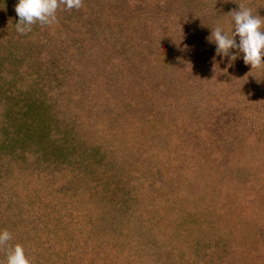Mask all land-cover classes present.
Instances as JSON below:
<instances>
[{"label": "rangeland", "instance_id": "374dc122", "mask_svg": "<svg viewBox=\"0 0 264 264\" xmlns=\"http://www.w3.org/2000/svg\"><path fill=\"white\" fill-rule=\"evenodd\" d=\"M230 1L194 0L193 4L196 8L194 10L190 8L182 14V10L179 9L180 12L176 6H172L170 0L162 2L164 4L161 11L156 6L151 8V5H155L152 1L143 2L142 8H139L137 0H83V7L80 9L68 10L66 6L61 5L56 13V22L47 25V28L39 27V22L34 24L32 38L31 31L22 34L25 40L22 42V47L20 45L18 47L24 63L20 60L16 62L18 65L14 71L19 76L22 73L24 77H27L29 73L34 74L35 82L31 83L34 87L28 88L30 85L28 81L16 84L17 87L23 85L29 90V94H33L36 90V93L42 94L44 100L50 99L52 104L55 103V107L58 104L57 111L59 106L60 108L65 106L67 115L59 111L58 116L61 119L77 122L80 120V118L77 119L78 113L75 110L77 100L81 95H85L81 92L82 88L91 87L92 94H98L96 102H101L100 106L96 105L97 110L104 117L107 115L108 118L115 120L119 128H125V131L121 133L125 136V144L121 141V143L115 142V145L111 143L110 146L107 140L103 152L91 156V163L94 166L98 164L102 169V178L106 181H111L108 177H111L113 172H115V178L120 181V175L117 172L123 166L130 173L129 177L135 179V185L131 184V190L129 189L128 201L121 200L124 207L120 211L122 213L125 210L128 211L124 216H121L118 211L119 220L115 213H105L107 220L103 222L102 228L109 226L108 220L117 221V235L120 243H123L126 237L120 227L123 228L124 220L128 219L127 225H129L126 231H129L131 238L135 240L139 235L134 227L137 223L140 222L142 225L143 222H149L152 216L158 218L155 222L151 219L150 224L153 222L159 228L166 226L168 229L164 234L166 241L160 238L161 242L159 241L158 244L151 243L152 251L155 250L158 254L156 257L158 264H170L174 255L179 256L180 251L186 253V246L193 243L192 234H196L192 228L197 224H195V216H192L194 213L190 210L185 212V231L181 235L184 237V242H179L182 239L179 236L173 239V235L182 228L176 226L173 221L170 223L173 226L171 227L166 221L165 213L170 210L174 212V209L182 205L181 203H187L184 207L192 206L184 202L179 194L176 195L179 200H173L172 192L174 194L177 191L175 188L173 191L167 189L168 182L173 180L174 175H178L174 172L179 169L178 165H182L189 174L197 175L198 181L203 182L207 179L203 176V172H210L211 167L216 169V177L225 170L226 164H230L232 169L229 170L233 171L238 166L235 155L239 153L245 156L244 160L249 166L247 168H263L261 173H264V142L258 143L257 140H251L248 137L253 129H264L262 108L250 113L251 107L256 105L255 102L246 101L238 105L235 104L234 94L222 96L224 88L226 92L234 90L235 82H232L233 79L231 82L225 81L224 73H216L217 68L209 64L218 56L215 43H210L208 40L211 35L209 20L214 12L213 17L219 14L217 11H225ZM0 2L2 3L0 6H7L9 11L14 4H18L19 0H4V2L0 0ZM151 13H156L159 19L153 17ZM142 14L147 16L143 17ZM5 19L0 9V22ZM14 19L19 20L17 13ZM48 41L49 47L46 45ZM145 42L150 43L148 46L152 47L151 51L156 59H164L162 63L168 65L167 67H155L148 62L151 59L144 61L143 57L136 55L134 51L136 47ZM31 43L35 45L34 48H30ZM164 46H168V49ZM14 57L16 60L18 55L15 54ZM205 58L209 63L205 61ZM35 63L36 67H33ZM244 65L247 68L249 66L245 63ZM129 68L132 71H128ZM134 69L136 72L133 71ZM197 70L204 72L205 80L200 78L201 80L196 83L192 79ZM208 70L214 71L211 77ZM224 72L229 73L228 69ZM151 74L154 75L151 76ZM141 75L145 78H141ZM172 78L174 82H168ZM157 79L159 82H156ZM248 81L250 78L243 83L237 81L236 84L245 85ZM248 86L250 87L249 84ZM87 91L91 92L90 89ZM92 94L86 95L94 98ZM1 98L0 95V100ZM260 98H256L257 104L264 103V99ZM249 99L252 100V97ZM227 101L230 104L225 106ZM143 111L149 114L145 115ZM85 117L87 116L84 115L83 118ZM77 122L75 125H78ZM72 128L78 130L73 137L76 144L79 141L86 144L92 143L88 153H92L103 145L104 141L99 140L95 130L89 129V126H82L79 131V127L67 125L64 132ZM260 136V140L264 141V135ZM150 139H154L156 143V151L160 156L157 158L159 162L150 163L147 159L144 161L145 155L150 153L148 144ZM97 141L100 144H97ZM176 142L179 144L176 145ZM108 148L113 151V154H109ZM102 154L103 158L100 157ZM113 158L115 163L111 162ZM200 167L208 169L202 171ZM194 169L199 171L196 172ZM127 172L124 173L125 177L128 176ZM193 176L191 180L186 176L185 180L180 181V183L187 182L186 191L190 190L187 186L194 180ZM222 176L228 179L227 175L222 174ZM140 179L144 181V184H139ZM209 179L213 180L211 175ZM137 185L142 188L137 189ZM158 189H161L160 194L165 196L162 197L156 192ZM190 191L194 192L192 189ZM109 194L112 197V193ZM158 194L161 197L158 198ZM238 194L237 196L240 197L246 195L243 190ZM250 196H253L252 193ZM104 197L107 199L108 195ZM132 198H138L136 200L140 202L136 211L132 209ZM254 201L258 208L254 205L238 203L232 205L229 211L228 209L225 211L223 216L226 217L227 214L231 216L229 229L239 233V237L236 238L239 241L236 243L232 240L222 250L215 249L216 258H229L230 252L232 262L243 257L250 262L249 264H259L260 255L251 257L252 249L245 247V244L252 243V240L246 241L251 235L248 231L249 220L244 223L246 226L244 227L238 219L242 213L252 215L255 211L257 221L252 220L261 225L264 218V195L260 198L254 197ZM261 208L263 211H260ZM0 211H2L0 212V230L7 229L12 233L14 228L9 223V214L6 210ZM115 211L111 209V212ZM186 225L189 227L186 228ZM204 227L210 232L214 231V226ZM217 229L221 230L216 226L214 233L217 235L214 236V242L221 238ZM146 233L150 234L148 231ZM142 234L144 236L143 231ZM11 243L10 240L7 246ZM234 244L241 248L237 253L232 252ZM171 249H178V252H173ZM261 255L264 258V251ZM196 261L192 259L188 264H198Z\"/></svg>", "mask_w": 264, "mask_h": 264}, {"label": "trees", "instance_id": "16d2710c", "mask_svg": "<svg viewBox=\"0 0 264 264\" xmlns=\"http://www.w3.org/2000/svg\"><path fill=\"white\" fill-rule=\"evenodd\" d=\"M1 1L4 2V0ZM137 1L139 8H142L143 2L152 1L155 5H151V8L156 6L161 11L164 4L162 2L165 0ZM193 1L170 0L172 6L182 10V12L179 10L182 14L190 8L193 10L196 8ZM0 4L2 3L0 2ZM239 4L251 8L254 15L264 17V0H231L225 11H217L219 14H215L213 17L214 12L211 16L209 20L210 32L219 26L231 35L235 25L232 15L229 13L233 10L238 11ZM0 9L6 18L0 22V95L2 97L0 100V210L7 211L9 223L14 228L12 243L3 251H0V264H6L8 250L15 244L23 245L26 255L33 261V264H158L156 258L158 254L155 250L152 251L151 243L158 244L161 239L166 241L164 234L168 230L166 226L159 228L153 222L150 224L151 219L155 222L158 218L152 216L149 222H143L142 225L140 222L137 223L134 227L138 230L139 235L136 236L135 240L131 238L129 231H126L129 225H127L128 219L124 220L123 228L120 227L126 237L123 243H120L117 235V221L108 220L109 226L105 227L106 230L102 228L103 222L107 220V217L104 216L105 213H115L117 220H119L117 212L119 211V214L124 216L128 211L125 210L124 213L120 211L124 207L121 200L128 201L129 189L131 190V184L134 183L135 185V179L129 177L130 173L123 166L117 172L120 175V181L115 178V172L111 177H108L112 182L110 180L106 181L105 178H102V169L98 164L94 166L91 163V156L102 153L107 140L110 146L111 143L115 145V142L121 143V141L125 144V136L121 134L125 131V128H119L115 120L108 118L107 115L104 117L97 110L96 105L100 106L101 102H96L98 94L94 93L93 95L91 87L82 88L81 92L85 95H81L77 100L75 110L78 113L77 119L80 118L78 122L71 119H61L58 116L59 111L67 115L65 106L63 108L59 106L57 111L58 104L55 107V103L52 104L50 99L44 100L42 94L36 93V90L33 94H29V90L24 88L23 85L17 87L16 84L25 81L30 83L28 88L30 86L34 87L31 83L35 82V78L32 73L24 77L22 73L19 76L14 71L18 65H16V62L20 60L24 63L21 50L18 47L19 45L22 47V42L25 40V37L17 31L16 24L19 23V20L14 19L16 5L14 4L9 11L7 6H0ZM145 15L142 14L143 17ZM152 16L158 18L156 13ZM39 27L47 28V25L42 26L40 24ZM33 28H35L34 25L31 27V38ZM236 41L239 43L238 36ZM148 44L150 43L145 42L137 46L134 50L136 55L143 57L144 61L151 59L148 62L155 65V67H167L168 65L162 63L164 59H156L155 54L151 51L152 47L149 48ZM46 45L50 46L49 41L46 42ZM34 46L33 43L30 44V48H34ZM164 48L168 49V46H164ZM15 54L18 55V58L16 57L17 61L14 57ZM231 55H236L237 59L232 61L230 59ZM243 55L238 49H232L229 57L219 55L217 59H212L210 63L206 58L205 61L217 68L216 73H224L225 81L235 80H232V82H235L234 90L226 92L224 88L225 91L223 90L222 96L234 94L235 104L238 105L246 101L255 102L256 105L251 107L250 113L262 108L261 113L264 115V103L259 100L261 102L260 106L256 101V98L259 97L262 100L264 99V67L252 69L249 65L247 68L244 65ZM178 61L180 62V60ZM36 63L33 67H36ZM151 68L153 69V67ZM226 69L229 72L227 74L224 72ZM133 71L136 72L135 69ZM208 72H210V77L214 74L213 70H208ZM153 75L151 74V76ZM143 77L145 78L144 75H141V78ZM200 78L205 80L204 72L195 71L192 80L197 83L201 80ZM249 78L250 81L246 82L245 85L236 84L237 81L243 83ZM158 80L156 82H159ZM169 81L174 82V78ZM251 87L252 91H250ZM1 88L7 89H4V91ZM88 89L91 92H88ZM88 93L92 94L94 98L88 97L89 95H86ZM250 97H252V100L249 99ZM227 104L230 103L227 101L224 105ZM95 107L96 110H94ZM143 113L145 115L149 114L145 111ZM84 115L87 117L83 118ZM140 115L144 116L143 114ZM75 122L78 125H75ZM67 125L79 127V131L82 126H89V129L95 130L98 139L104 141L103 145L93 150L92 153H88L92 143L86 144L79 141L76 144L73 137L76 136L78 130L72 128L64 132ZM257 129L260 130V128ZM257 129H253L248 134L249 139L257 140L258 143L264 142L260 140V135H264V129H261L262 131ZM97 144H100V142L97 141ZM148 144L151 154L145 155L144 161L147 159L150 163L159 162L157 158L160 156H158L159 152L156 151L154 139H150ZM178 144L176 142V145ZM108 152L113 154V151L109 148ZM100 157L103 158V154ZM235 157L238 166L233 171L229 170L232 169L229 166L230 164H226L225 170L216 177L217 171L211 167L210 172H203V176L207 178L203 182L198 181L197 175L189 174L188 170H184L182 165H178L179 169L174 171L178 175H174L173 180L168 182L167 185L168 191L170 189L173 191L174 188L177 191L174 194L172 192V199L179 200L176 196L179 194L184 202H188V205L192 206L184 207L187 203H181L182 205L174 209V212L170 210L165 213L169 226L173 221L176 226L182 228L176 234L173 233L175 234L173 239L179 236V238L182 237L179 242H184V237L181 235L185 231V212L190 210L194 213L192 216H195V224L197 225L192 228L193 232H196V234H192L193 243L186 246V253L180 251L179 256L174 255L170 264H188L192 259L197 260L198 264L250 263L243 257L236 262H232L230 252L229 258H216L214 253L215 249L222 250L232 240L236 243L239 241V239H236L239 237V233L229 229L231 216L230 214H227L226 217L223 216L225 211L227 209L229 211L232 205L238 203L254 205L258 208L254 197L260 198L261 195H264V173H261L263 168H247L248 165L243 154L237 153ZM114 158L111 161L112 163H115ZM239 165L241 166L239 167ZM199 169L204 171L208 168L200 167ZM217 170H220V168H217ZM194 171L198 172L199 170L194 169ZM125 172L128 173L126 177ZM222 174L227 175L228 179L226 180ZM189 175H194V180L190 181L187 187L194 190V192L186 191L187 182L180 183ZM210 175L213 180L209 179ZM191 176L189 177L190 180ZM139 184H144V181L140 179ZM140 185H137L136 188H142ZM245 189L247 190L245 191ZM242 190L246 195L237 196L239 195L238 192ZM123 191L124 193H122ZM160 191L161 189H158L156 192L160 194ZM249 191L253 196L249 197L251 194ZM109 193H112V197ZM159 194L158 198L165 196ZM107 195L108 198L106 199L104 196ZM117 195L118 197H116ZM136 199L132 198L131 201L132 209L135 211L137 210L136 207L140 205V202ZM111 209L116 211L111 212ZM260 211H263V208ZM238 219L244 227H246L244 223L249 220L248 231L251 232V235L246 241L252 240V243L245 244V247H250L252 252L253 250L256 252H251V257L260 255L259 264H264V258L261 255L264 251V218H262L261 225L255 223L252 220L257 221L254 211L252 215L242 213ZM204 226H214V231L216 226L220 228V231L217 229L221 236L220 240L214 242V236L217 233L210 232ZM188 227L186 225V228ZM145 228L150 234L146 233ZM240 249L237 244H234L232 252L237 253ZM171 250L178 252V249Z\"/></svg>", "mask_w": 264, "mask_h": 264}, {"label": "clouds", "instance_id": "9594fccd", "mask_svg": "<svg viewBox=\"0 0 264 264\" xmlns=\"http://www.w3.org/2000/svg\"><path fill=\"white\" fill-rule=\"evenodd\" d=\"M64 5L68 10L83 7V0H19L16 5V13L19 23L16 24L17 31L25 34L31 31V26L39 22L43 25H50L56 22L57 10ZM234 21V30L231 35L221 27L212 29L209 42L216 45V55L229 57L230 50L238 49L243 53V60L252 69L264 67V17L254 15L249 7L239 4V10L231 13ZM239 37V43L236 37ZM230 59L235 61L236 55ZM12 239V233L7 229L0 230V249L8 245ZM6 264H33V261L26 255L21 244L10 247L7 253Z\"/></svg>", "mask_w": 264, "mask_h": 264}]
</instances>
